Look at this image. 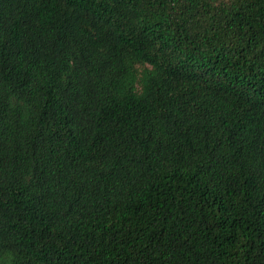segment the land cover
Segmentation results:
<instances>
[{
  "label": "trees",
  "instance_id": "16d2710c",
  "mask_svg": "<svg viewBox=\"0 0 264 264\" xmlns=\"http://www.w3.org/2000/svg\"><path fill=\"white\" fill-rule=\"evenodd\" d=\"M0 264H264V0H0Z\"/></svg>",
  "mask_w": 264,
  "mask_h": 264
}]
</instances>
